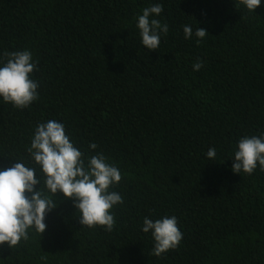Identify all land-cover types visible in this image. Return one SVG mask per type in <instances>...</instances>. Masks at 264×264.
<instances>
[{
    "label": "trees",
    "instance_id": "16d2710c",
    "mask_svg": "<svg viewBox=\"0 0 264 264\" xmlns=\"http://www.w3.org/2000/svg\"><path fill=\"white\" fill-rule=\"evenodd\" d=\"M155 4L169 31L152 51L136 17ZM24 50L38 99L20 109L0 98V171L20 162L43 185L28 149L55 120L85 164L102 153L118 167L109 191L123 203L109 232L82 226L57 192L45 232L0 245V264H264V171H232L239 140L264 135V0L253 12L238 0H0V67ZM165 216L183 238L156 257L143 220Z\"/></svg>",
    "mask_w": 264,
    "mask_h": 264
},
{
    "label": "clouds",
    "instance_id": "9594fccd",
    "mask_svg": "<svg viewBox=\"0 0 264 264\" xmlns=\"http://www.w3.org/2000/svg\"><path fill=\"white\" fill-rule=\"evenodd\" d=\"M238 2L249 12L261 4V0ZM162 11L163 6L155 4L144 8L142 15L136 17L142 44L152 51L159 47L160 34L169 31L167 24L162 25L159 20L152 18L159 16ZM183 32L185 39L193 36L190 25H184ZM194 35L199 38V43L208 33L198 27ZM4 56L7 59L0 67V98L17 108H26L38 99V82L30 78L36 69L32 53L27 50L5 52ZM203 64V61L197 60L193 70L199 71ZM89 147L96 149L97 145L91 143ZM28 151L41 167L44 183L41 185L34 168L20 162L0 171V245L7 244L11 248L21 239L27 240L29 229L43 234L47 213L57 207L53 199L57 192L65 198L73 199L82 226H101L112 231L115 220L111 210L115 205L123 203L119 193L109 191L111 185L121 181L118 167L107 163L102 153L91 156L85 164L81 151L66 135L64 125L55 120L37 126ZM216 154V149L210 148L207 157L212 160ZM232 160V171L235 174L243 172L251 175L257 163L260 170L264 171V135L241 138ZM38 184L41 185L39 191L35 190ZM177 225L175 216H165L155 221L144 218L142 231L151 232L154 240L152 255L161 257L178 247L183 236Z\"/></svg>",
    "mask_w": 264,
    "mask_h": 264
}]
</instances>
